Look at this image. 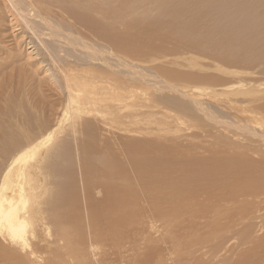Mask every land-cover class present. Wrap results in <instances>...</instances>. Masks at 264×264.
<instances>
[{
    "label": "bare ground",
    "instance_id": "bare-ground-1",
    "mask_svg": "<svg viewBox=\"0 0 264 264\" xmlns=\"http://www.w3.org/2000/svg\"><path fill=\"white\" fill-rule=\"evenodd\" d=\"M51 1L67 9L52 10ZM69 1L6 0L29 31L88 56H51L62 115L51 120L23 102L1 110L14 124L0 123V264H264V145H241L245 135L264 143V81L193 58L203 76L106 52L77 27L92 28L84 7ZM230 4L249 8L264 38V0ZM59 10L86 23L69 24ZM211 123L232 137L209 143ZM96 146L106 157L93 169Z\"/></svg>",
    "mask_w": 264,
    "mask_h": 264
},
{
    "label": "rangeland",
    "instance_id": "rangeland-1",
    "mask_svg": "<svg viewBox=\"0 0 264 264\" xmlns=\"http://www.w3.org/2000/svg\"><path fill=\"white\" fill-rule=\"evenodd\" d=\"M73 1H75L76 7L81 8L79 4L84 7L80 10L88 21L84 20L92 26V28L88 27V33L86 24H84L86 29L81 28L82 25L77 27L80 26L79 29H82L86 35L90 34L89 38L91 37L95 42L102 44L101 46L105 47L104 51L106 52H109L110 48L118 52H129L125 54L135 59L134 63H152L154 60H157L155 63H180L188 66L195 75L203 76L198 68L192 67L189 59L193 58L198 60L203 67L214 68L216 65H222L226 69L256 72L258 74L255 76L256 80L264 81V72H262L264 69V38L261 34L263 29L260 30V21H252V12L249 8L238 7L234 4L225 6L223 5L225 0ZM73 1L70 0L69 4ZM227 1H234L241 5L253 4V0ZM48 2L44 1L43 5L46 6ZM52 2L54 5L56 1L50 3L52 4ZM56 3L54 8L58 7L57 5L62 1L58 2L59 4ZM10 7L6 0H0V123L3 121L13 123V117L4 118L1 110L6 105L8 109L12 110L14 106H19L20 102L30 103V108L52 120V114H56V117L62 115L66 99L62 92L63 82L57 72L58 66L54 65L51 56L56 52L58 56L62 53L64 60H62V56H59L58 60L63 63L68 60V55L76 56L72 58L76 60L85 59L88 54L80 47L64 43V40L55 39V41L45 37L42 30L45 28L39 19L33 21L30 18L37 28L39 27V31L42 30L41 33L37 31L38 37L37 34L29 31V27L22 23L21 18L22 21L20 19L17 21L14 18L12 14L16 15V13L10 11ZM63 7L67 9V7ZM63 7L60 9L65 11ZM54 8L52 10L58 11V8ZM62 10H59L61 14ZM57 11L53 12L57 13ZM66 12L70 13V10H66ZM258 12L263 15L264 7L259 8ZM68 15L72 17L71 20L69 16V18L66 16V22L67 19L71 21L68 22L69 24H73V19L74 24L80 23V21L86 23L82 20L83 18H78L80 21H76V16L71 13ZM60 21L62 22V20ZM53 22L59 23L57 19H53ZM82 30L80 31L82 32ZM92 31L94 34H91ZM46 33L48 32L45 31L44 34ZM73 37L71 36L72 39H74ZM40 40L45 43V46H48L51 55L46 51L44 45L40 44ZM61 50L63 52L59 54ZM65 55L66 57H64ZM105 58L111 63H117V59L108 54ZM183 70L187 69L183 68ZM47 71H49L48 74H46ZM174 71L186 74L181 69ZM50 75L52 78L47 79L46 77ZM251 77L250 75V79H252ZM11 96L13 97L10 102ZM219 112H222L220 114L225 117L223 111ZM224 121L230 122L227 118ZM211 125L214 129H211L213 131L212 139L207 138L209 143L210 141L211 143L215 142L219 137H232L230 133L233 131L225 132L221 129L222 127L214 126L213 123ZM219 128L221 131L218 133ZM214 131L217 132L214 133ZM184 139L191 140L189 137ZM196 141H201V139L198 138ZM241 145L260 148L264 143L259 138L245 135L241 138ZM96 149L99 150L90 159L93 169L100 168L102 164L97 162V159L106 157L102 147L96 146ZM71 170L75 172L74 179H77L80 174L78 168L72 167ZM130 171L135 174L131 167ZM133 181L137 185L139 184L137 180L133 179ZM140 195L144 196L142 191ZM93 197L102 200L103 194L96 191ZM81 202L84 204L83 199ZM142 208L145 211L148 210L146 205H143Z\"/></svg>",
    "mask_w": 264,
    "mask_h": 264
}]
</instances>
